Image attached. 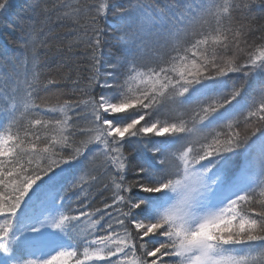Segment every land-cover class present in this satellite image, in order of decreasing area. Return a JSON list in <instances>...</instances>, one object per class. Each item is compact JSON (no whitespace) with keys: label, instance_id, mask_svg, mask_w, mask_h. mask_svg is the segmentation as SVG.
Wrapping results in <instances>:
<instances>
[{"label":"snow or ice","instance_id":"6c2138e0","mask_svg":"<svg viewBox=\"0 0 264 264\" xmlns=\"http://www.w3.org/2000/svg\"><path fill=\"white\" fill-rule=\"evenodd\" d=\"M49 3L0 44V264H264V0Z\"/></svg>","mask_w":264,"mask_h":264},{"label":"trees","instance_id":"16d2710c","mask_svg":"<svg viewBox=\"0 0 264 264\" xmlns=\"http://www.w3.org/2000/svg\"><path fill=\"white\" fill-rule=\"evenodd\" d=\"M33 3H35V0H14V6L7 18L0 17V44H6L12 50L17 48V41L28 31V18L31 13L27 9L29 5ZM55 3L56 0H50L49 6L51 7ZM61 11H63V9H61ZM56 32L60 38L51 41L53 45L57 43L67 45L69 40L74 39V36H65V33L68 32V27H57ZM63 59L64 57L56 55L54 50L47 56H45L43 50H41V63L43 64L47 61V66L42 69L44 75L59 76L67 73V67H59ZM93 195H95V200L92 202V206H102V197L95 192ZM104 195L108 194L105 193Z\"/></svg>","mask_w":264,"mask_h":264}]
</instances>
